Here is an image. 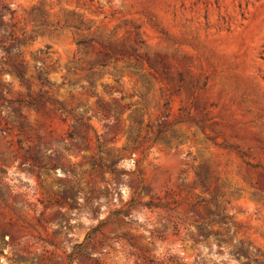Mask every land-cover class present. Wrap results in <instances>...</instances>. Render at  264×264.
Masks as SVG:
<instances>
[{
	"label": "rangeland",
	"instance_id": "rangeland-1",
	"mask_svg": "<svg viewBox=\"0 0 264 264\" xmlns=\"http://www.w3.org/2000/svg\"><path fill=\"white\" fill-rule=\"evenodd\" d=\"M3 6L0 264H264V0Z\"/></svg>",
	"mask_w": 264,
	"mask_h": 264
},
{
	"label": "trees",
	"instance_id": "trees-1",
	"mask_svg": "<svg viewBox=\"0 0 264 264\" xmlns=\"http://www.w3.org/2000/svg\"><path fill=\"white\" fill-rule=\"evenodd\" d=\"M7 14H11V12L5 8V6L2 7V10H0V27L5 30V32H7V36H11V34L9 33V31L7 30L8 28V25L7 23L4 21V17L7 15ZM12 46H9L7 48L4 49V51L9 54V51H10V48ZM11 69L12 71L20 78L22 79L23 78V71H22V64L21 63H18V64H11ZM98 141V140H97ZM98 151H99V148L97 147ZM206 190V188H203ZM210 200H214V197L211 198ZM120 214V212H117V215ZM210 215H212V221L213 222H219V221H222L224 219V214L222 213H218L217 211L215 212H209Z\"/></svg>",
	"mask_w": 264,
	"mask_h": 264
}]
</instances>
